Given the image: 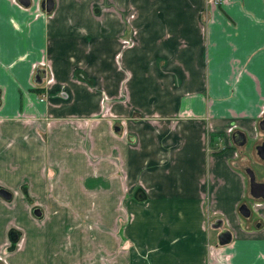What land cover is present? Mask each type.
<instances>
[{"label":"crops","instance_id":"0c3cea01","mask_svg":"<svg viewBox=\"0 0 264 264\" xmlns=\"http://www.w3.org/2000/svg\"><path fill=\"white\" fill-rule=\"evenodd\" d=\"M41 1L0 0L7 264H264V0Z\"/></svg>","mask_w":264,"mask_h":264},{"label":"water","instance_id":"95a60500","mask_svg":"<svg viewBox=\"0 0 264 264\" xmlns=\"http://www.w3.org/2000/svg\"><path fill=\"white\" fill-rule=\"evenodd\" d=\"M17 1L22 6L28 5V0H17ZM40 7L45 9L46 11H49L52 7V0H42L40 3ZM258 126L261 130H264V111H263L261 118L258 121ZM231 139L235 143V145H238V146L243 145L245 142L244 134L238 130L231 133ZM261 158L264 161V156H262ZM244 172L248 177V182H247L248 184L247 185H248L249 196L252 199H263L264 200V182H256L254 180V175L249 168H245ZM0 195L4 199L9 198V193L4 189H0ZM32 212L36 216L39 215V209H37V208H34ZM238 212L243 217H248V215L250 214L249 208L244 203H241L238 206ZM218 225H219V223H218ZM218 225H217V223H215V225H213V226L217 227ZM9 237L12 241L15 240L16 239V233L14 231H11ZM229 237H230L229 232L227 230L223 229L218 233V235L216 237L217 243L223 244V243L228 241Z\"/></svg>","mask_w":264,"mask_h":264},{"label":"flooded vegetation","instance_id":"af4514ba","mask_svg":"<svg viewBox=\"0 0 264 264\" xmlns=\"http://www.w3.org/2000/svg\"><path fill=\"white\" fill-rule=\"evenodd\" d=\"M256 130H257L256 132H258L259 135L258 136L255 135L251 139L250 138L245 139L244 144L241 145V147L243 146L246 147V150H244V153L248 154L252 152L253 155H255L257 158L256 161H252V165L248 163L247 166L244 165L242 167V171L245 175L246 182H248V177L244 172L245 168H249L252 171L254 175V180L256 182H264V161L261 158L262 156H264V130H261L259 128L258 123L256 126ZM247 200L248 201L252 200L251 209L253 210L254 213H257L258 220L256 224H259L261 222L262 211H263V206H262L263 199H252L248 194V185H247Z\"/></svg>","mask_w":264,"mask_h":264},{"label":"rangeland","instance_id":"374dc122","mask_svg":"<svg viewBox=\"0 0 264 264\" xmlns=\"http://www.w3.org/2000/svg\"><path fill=\"white\" fill-rule=\"evenodd\" d=\"M243 150V153H244V150H246V147H243L242 148ZM237 153V152H236ZM249 155V156H248ZM247 159H246V162H241L242 164H241V168H242V165H245V166H247L248 165V163H250L251 165H252V161H256L257 160V158H256V156L255 155H253V153L252 152H250V153H248L247 154ZM245 188H246V193H247V183H246V185H245ZM245 198V200H246V198H247V194H246V196L244 197ZM29 242V237H28V239H27V243ZM13 245L14 246H17L18 247V245H17V243H16V241H13ZM10 244H11V242H10ZM10 244H9V242H7V250L10 248ZM7 255H8V251H6L5 250V252L4 253H1L0 252V264H7V262H6V257H7ZM39 264H45V263H39ZM46 264H53V263H51V262H46Z\"/></svg>","mask_w":264,"mask_h":264},{"label":"built area","instance_id":"2783aa9c","mask_svg":"<svg viewBox=\"0 0 264 264\" xmlns=\"http://www.w3.org/2000/svg\"><path fill=\"white\" fill-rule=\"evenodd\" d=\"M206 2H208V4L215 5V4L221 3L222 0H206ZM50 80H51V75L47 73L46 82H50ZM7 246H8V245H6V246L4 247V250L7 249ZM206 246L208 247V245H206ZM210 248H211V246L208 247V249H210ZM1 253H4V252L2 251ZM210 253H211V250H210Z\"/></svg>","mask_w":264,"mask_h":264}]
</instances>
